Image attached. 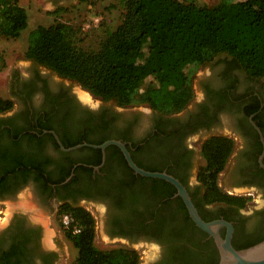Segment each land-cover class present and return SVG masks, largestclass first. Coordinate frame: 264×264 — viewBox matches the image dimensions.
<instances>
[{
	"label": "flooded vegetation",
	"instance_id": "af4514ba",
	"mask_svg": "<svg viewBox=\"0 0 264 264\" xmlns=\"http://www.w3.org/2000/svg\"><path fill=\"white\" fill-rule=\"evenodd\" d=\"M31 61L12 72L13 106L0 111V201L30 189L49 216L67 202L90 208L113 247L150 251L145 264L216 263L214 237L191 217L176 185L135 171L117 144L94 146L117 140L139 167L177 178L202 219L231 223L234 246L264 236V76L250 77L231 56L216 58L200 95L162 113L95 96L85 101L71 79ZM225 118L234 148L219 185L247 198L244 207L207 202L198 178L202 144ZM219 232L226 237L228 227ZM42 237V225L15 212L4 235L5 264H54L57 250H46Z\"/></svg>",
	"mask_w": 264,
	"mask_h": 264
},
{
	"label": "trees",
	"instance_id": "16d2710c",
	"mask_svg": "<svg viewBox=\"0 0 264 264\" xmlns=\"http://www.w3.org/2000/svg\"><path fill=\"white\" fill-rule=\"evenodd\" d=\"M79 1L94 4L98 0ZM119 3L121 20L113 28H104L96 48L80 44L82 28L57 20L29 32L25 56L78 82L97 98L122 106L148 105L162 113L179 111L194 98L193 71L188 67L210 64L220 54L231 56L250 77L264 76V0H219L212 5L203 0ZM62 10L57 7L54 12ZM28 25L27 9L19 0H0L1 36L19 38ZM147 44L148 53L144 50ZM0 64L5 66L1 56ZM148 77L152 81L142 88ZM12 106L10 98L0 95V111ZM233 148V139L227 135L208 137L201 148L205 163L198 178L207 202L244 207L247 198L230 195L219 185ZM67 213L73 218V226H62L78 250L73 264L140 263L135 250L96 246V220L87 208L67 202L60 207V215ZM74 226L79 227L78 232L73 231ZM263 239L234 247L247 248Z\"/></svg>",
	"mask_w": 264,
	"mask_h": 264
},
{
	"label": "rangeland",
	"instance_id": "374dc122",
	"mask_svg": "<svg viewBox=\"0 0 264 264\" xmlns=\"http://www.w3.org/2000/svg\"><path fill=\"white\" fill-rule=\"evenodd\" d=\"M203 1L212 5L219 0ZM19 3L27 9L29 15L28 27L23 31L19 38H6L0 35V56L5 62L4 67L0 64V95L4 98H12L10 85L12 72L17 69L25 71L32 64L31 59H28L25 56L28 46V35L32 29L38 25H50L57 20L66 21L78 28H82V31L80 32V44L83 47L96 48L102 37L104 28L106 26L111 28L115 27L122 18V7L119 0H98L94 4L83 3L79 0H19ZM57 7H62L63 10L55 13L54 10ZM101 24L103 25L101 26ZM144 50L148 53V44L145 45ZM224 56L227 57L228 55L223 53L220 58ZM220 58L218 56L217 60ZM214 62L215 61L210 64L200 65L196 68L193 65L188 67L189 71H193L195 95H200V81L202 76L211 72V68L217 63ZM41 68L45 70L44 66H41ZM51 73L54 77H60L54 71H51ZM67 81L72 82L75 89L85 90L78 82L74 80ZM151 81L152 77L146 78L141 84V87L145 88ZM91 96L94 98L92 94ZM228 123L229 122L226 119L225 124L223 125L224 127L220 128L217 133L231 136V130L227 126ZM202 162L203 164L205 163L204 158ZM222 178L223 172L219 176V183L223 186ZM6 201H14L13 205L16 207V210L19 212H27L30 218L36 219L41 216L42 218L45 217L47 220V227H49L55 238L54 248H56L58 253L57 261L54 264H73L75 262L78 250L67 237L65 229L61 224L62 216L60 215V208L57 213H53L49 216L46 214V210L38 205L30 189H24L15 199ZM1 205L6 206L7 203H0V207ZM92 214H94L93 216L95 217V213ZM95 220L97 230L95 236L96 246L103 250L114 248L113 244L109 242V239L101 232L99 216L98 219L96 218ZM138 252H140V264H145V261L151 256L150 251L147 250L144 254L141 248H139Z\"/></svg>",
	"mask_w": 264,
	"mask_h": 264
},
{
	"label": "water",
	"instance_id": "95a60500",
	"mask_svg": "<svg viewBox=\"0 0 264 264\" xmlns=\"http://www.w3.org/2000/svg\"><path fill=\"white\" fill-rule=\"evenodd\" d=\"M112 143L119 145L123 149L129 164L138 173L149 177L164 178L172 182L174 185H176V187L179 189L180 195L184 198L189 208L191 217L194 219V221L197 223L199 227H201L203 230H205L211 236L214 237L220 252V260L218 264H264V239L247 248H242V249L235 248L231 242L232 231H233L232 224L223 219L213 220V221H205L204 219H202L196 207L194 206L187 190L180 183V181L177 178H175L173 175L168 174L166 172L148 171L139 167L133 161L125 144L120 141L109 140L103 144L94 145V146L101 147L104 149L107 145ZM62 148L65 150H69L75 147L65 148L64 146H62ZM222 226L228 227V233L226 237H222L219 232Z\"/></svg>",
	"mask_w": 264,
	"mask_h": 264
},
{
	"label": "crops",
	"instance_id": "0c3cea01",
	"mask_svg": "<svg viewBox=\"0 0 264 264\" xmlns=\"http://www.w3.org/2000/svg\"><path fill=\"white\" fill-rule=\"evenodd\" d=\"M6 201V200H5ZM0 201V203H7V205H1L0 207V264H5L4 256L6 255V250L8 247L6 245H3L4 241V235L5 231L7 230V227L9 226L10 222L12 221V218L14 216L15 212H19L16 210V207L13 205V202H5ZM30 218V217H29ZM35 223L42 225L43 227V237H42V244L43 247L46 250H56L55 247V238L53 237L51 230L48 225L47 220L41 217H37L36 219L31 218Z\"/></svg>",
	"mask_w": 264,
	"mask_h": 264
},
{
	"label": "built area",
	"instance_id": "2783aa9c",
	"mask_svg": "<svg viewBox=\"0 0 264 264\" xmlns=\"http://www.w3.org/2000/svg\"><path fill=\"white\" fill-rule=\"evenodd\" d=\"M61 223L65 228H69L70 226H73V218L71 217L70 214H63L61 217ZM74 232H78L79 231V227L74 226L73 228Z\"/></svg>",
	"mask_w": 264,
	"mask_h": 264
},
{
	"label": "bare ground",
	"instance_id": "6f19581e",
	"mask_svg": "<svg viewBox=\"0 0 264 264\" xmlns=\"http://www.w3.org/2000/svg\"><path fill=\"white\" fill-rule=\"evenodd\" d=\"M79 95L81 96L82 99H84L85 101H91L92 100V96L91 94L86 91V90H81V89H77ZM24 202V201H23ZM25 203V202H24ZM29 204V203H28ZM30 205V204H29ZM32 206V205H31Z\"/></svg>",
	"mask_w": 264,
	"mask_h": 264
}]
</instances>
